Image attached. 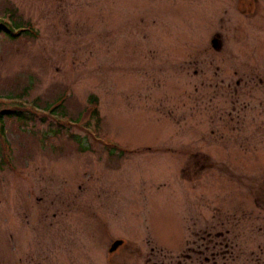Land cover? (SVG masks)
<instances>
[{
	"label": "rangeland",
	"instance_id": "1",
	"mask_svg": "<svg viewBox=\"0 0 264 264\" xmlns=\"http://www.w3.org/2000/svg\"><path fill=\"white\" fill-rule=\"evenodd\" d=\"M6 8L0 264H264V0Z\"/></svg>",
	"mask_w": 264,
	"mask_h": 264
},
{
	"label": "trees",
	"instance_id": "2",
	"mask_svg": "<svg viewBox=\"0 0 264 264\" xmlns=\"http://www.w3.org/2000/svg\"><path fill=\"white\" fill-rule=\"evenodd\" d=\"M2 16L0 17V31L5 35L7 36L9 39H14L16 37H18V35L20 34H23V35H29L30 32H28L29 30L27 28H24L22 27L23 25L20 24V22H18L17 19H15L16 17V14H15V9L14 8H6L4 11H2ZM3 17H9L11 21H5V18ZM12 98H16V99H19L21 97L15 95V96H12ZM61 97L57 98L56 100L57 101H53V103L55 102L56 104H61L60 99ZM90 101L92 103H95V98H91ZM50 104V103H49ZM49 104H46L45 106H43V108H47L48 109V112L50 113H53L55 112V108H56V105L53 104L52 107H48ZM52 104V103H51ZM36 105V104H35ZM38 105V104H37ZM96 104H92V107L90 108L91 109V112L92 114H94V116L96 115V112H97V109H96ZM47 106V107H46ZM54 108V110H53ZM19 110H13V112H16V116L18 118H21L22 116L18 113L20 112H17ZM6 113L7 111H4V110H0V122L3 118V113ZM57 114V112H55ZM61 116V115H60Z\"/></svg>",
	"mask_w": 264,
	"mask_h": 264
},
{
	"label": "flooded vegetation",
	"instance_id": "3",
	"mask_svg": "<svg viewBox=\"0 0 264 264\" xmlns=\"http://www.w3.org/2000/svg\"><path fill=\"white\" fill-rule=\"evenodd\" d=\"M217 232L218 231H215L214 233H210L209 235H207V237H208V240L209 241H211V242H213L214 244H212V247H211V252H210V254H212L211 255V257H213L214 258V255H217L218 253L221 255V256H224L223 254L224 253H226V250H227V247H229V245H230V240H229V238L227 237L228 235H227V233L225 232H220V233H218L217 234ZM218 236H220V241L219 242H217L215 239H213V237H218ZM208 241V242H209ZM218 243V244H217ZM218 245V246H217ZM215 247H219L218 249H220V251L219 250H217ZM207 248V246H205V249ZM194 251L198 254V255H200L201 253H204V251L203 250H201L200 248H197V249H194ZM219 251V252H218ZM204 259H207V256H204L203 257ZM213 261V260H212ZM214 262V261H213Z\"/></svg>",
	"mask_w": 264,
	"mask_h": 264
},
{
	"label": "water",
	"instance_id": "4",
	"mask_svg": "<svg viewBox=\"0 0 264 264\" xmlns=\"http://www.w3.org/2000/svg\"><path fill=\"white\" fill-rule=\"evenodd\" d=\"M213 44H214V42H213ZM117 243H119V242H114V243L112 244V246L110 247V249L113 248Z\"/></svg>",
	"mask_w": 264,
	"mask_h": 264
}]
</instances>
